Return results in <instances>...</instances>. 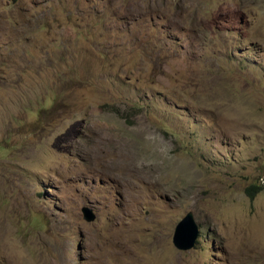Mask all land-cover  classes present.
Masks as SVG:
<instances>
[{
    "label": "rangeland",
    "instance_id": "374dc122",
    "mask_svg": "<svg viewBox=\"0 0 264 264\" xmlns=\"http://www.w3.org/2000/svg\"><path fill=\"white\" fill-rule=\"evenodd\" d=\"M0 264H264V0H0Z\"/></svg>",
    "mask_w": 264,
    "mask_h": 264
},
{
    "label": "water",
    "instance_id": "95a60500",
    "mask_svg": "<svg viewBox=\"0 0 264 264\" xmlns=\"http://www.w3.org/2000/svg\"><path fill=\"white\" fill-rule=\"evenodd\" d=\"M81 210L86 220L89 221L94 218L95 214L92 208L83 206ZM199 231L200 228L194 219L193 213L188 211L175 225L172 244L179 250H188L195 244Z\"/></svg>",
    "mask_w": 264,
    "mask_h": 264
},
{
    "label": "trees",
    "instance_id": "16d2710c",
    "mask_svg": "<svg viewBox=\"0 0 264 264\" xmlns=\"http://www.w3.org/2000/svg\"><path fill=\"white\" fill-rule=\"evenodd\" d=\"M255 188V191L258 190V186H254V185H251L250 187L246 188V192L247 194L252 197L253 196V193L251 192V189Z\"/></svg>",
    "mask_w": 264,
    "mask_h": 264
},
{
    "label": "clouds",
    "instance_id": "9594fccd",
    "mask_svg": "<svg viewBox=\"0 0 264 264\" xmlns=\"http://www.w3.org/2000/svg\"><path fill=\"white\" fill-rule=\"evenodd\" d=\"M198 239V238H197ZM196 243V242H195Z\"/></svg>",
    "mask_w": 264,
    "mask_h": 264
}]
</instances>
